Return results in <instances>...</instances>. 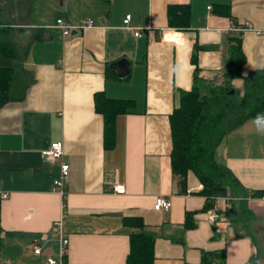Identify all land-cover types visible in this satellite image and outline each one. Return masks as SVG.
<instances>
[{"label":"crops","instance_id":"crops-1","mask_svg":"<svg viewBox=\"0 0 264 264\" xmlns=\"http://www.w3.org/2000/svg\"><path fill=\"white\" fill-rule=\"evenodd\" d=\"M48 4L49 14L36 10L37 20L24 23L21 0H0V66L14 71L0 107V194L8 195L0 203V264H46L56 245L37 255L35 240L59 220L69 238L65 264H126L138 228L125 218H138L154 236L153 264H203L205 253L215 262L223 255L225 264H264V196L255 195L264 190V118L245 120L217 147L228 197L213 200L193 194L203 185L192 172L189 193L181 192L169 119L195 76L243 93L244 78L264 71V0ZM83 19L94 26L78 28ZM237 41L243 77L227 81ZM123 59L129 66L121 77L112 64ZM97 94L133 101L116 117L109 147ZM59 141L61 159L44 157ZM62 164L70 166L65 198L54 185ZM116 184L125 192L115 193ZM159 197L171 201L169 210L154 209ZM213 202L215 223L208 220Z\"/></svg>","mask_w":264,"mask_h":264},{"label":"trees","instance_id":"trees-1","mask_svg":"<svg viewBox=\"0 0 264 264\" xmlns=\"http://www.w3.org/2000/svg\"><path fill=\"white\" fill-rule=\"evenodd\" d=\"M184 9L187 12V9ZM172 10L175 8L171 7L169 12ZM240 46L241 42L237 41L231 52L224 72L227 81L243 77ZM244 79V93L237 98L229 93L230 88L215 84L205 85L195 76L194 87L181 93L179 106L169 115L173 141L171 161L182 193H189L188 176L192 172L203 185L202 191L193 194H201L210 200L228 197V188L224 184L228 172L215 159L216 149L225 135L245 120L264 118V71ZM13 80L14 71L0 66V107L10 99L9 89ZM207 87L208 89H205ZM209 95L213 98L212 101ZM132 105L131 100L109 99L99 94L95 96L96 111L102 114L105 120L104 135L107 147L114 144L116 117L127 113ZM255 195L264 196V190L256 192ZM213 204L214 202L209 208H212ZM125 220L138 228L130 235V252L126 264H153L154 236L143 230V224L138 218ZM1 231L0 226V241ZM220 256V261L215 262L213 253H205L202 263L225 264V258Z\"/></svg>","mask_w":264,"mask_h":264},{"label":"built area","instance_id":"built-area-1","mask_svg":"<svg viewBox=\"0 0 264 264\" xmlns=\"http://www.w3.org/2000/svg\"><path fill=\"white\" fill-rule=\"evenodd\" d=\"M130 20L128 16L125 19V23L127 24ZM57 26L63 31L65 36L70 35L72 27L67 25L62 19L57 20ZM94 26V21L91 19H83L81 24L78 28L84 29L88 27ZM252 29V28H250ZM258 34L261 31L256 30ZM136 36H140L139 32L135 33ZM63 155V142H55L51 145V147L43 152V156L50 160H59ZM69 169L70 166L68 164L61 165V173L58 179L54 181L55 188L59 190L60 194L63 198L66 197V190H65V181L69 176ZM115 193H124L125 186L122 184H116L114 186ZM7 194H0L1 199L7 198ZM172 206L171 201L166 197H159L157 198L154 209L157 211L161 210H169ZM219 208L217 206L212 207L208 211V220L212 223H215L218 219ZM52 244L56 245V252L53 256L47 257L46 264H65V259L68 255V248H69V238L66 235L62 221H56L53 224L51 233L47 236H42L35 240L34 244V253L37 255H41L44 248L47 246H53Z\"/></svg>","mask_w":264,"mask_h":264},{"label":"rangeland","instance_id":"rangeland-1","mask_svg":"<svg viewBox=\"0 0 264 264\" xmlns=\"http://www.w3.org/2000/svg\"><path fill=\"white\" fill-rule=\"evenodd\" d=\"M21 1L23 3V5H21V6H23L22 9L26 10L28 13L27 16L25 14V18L23 20L24 23L34 22L35 20H37L39 13L35 12L36 10L39 12H43V13H46V10H47V12L49 14L50 9L48 8L49 7L48 0H34V1H36V7L33 10L31 9L32 4L30 5L32 0H21ZM224 86H226L227 88H230V91L234 90V94H232V95H234L237 98L241 97L242 94L244 93V92L242 93L237 86H235L231 83L229 85H224ZM244 87L245 86L243 85V88ZM205 89H208V87ZM207 93H208V91H207ZM209 97H210V100L212 101L213 98L211 97V95H209Z\"/></svg>","mask_w":264,"mask_h":264},{"label":"water","instance_id":"water-1","mask_svg":"<svg viewBox=\"0 0 264 264\" xmlns=\"http://www.w3.org/2000/svg\"><path fill=\"white\" fill-rule=\"evenodd\" d=\"M128 66H129V62L125 59L114 62L112 64V68L117 70L121 77L125 76V74L127 73ZM229 93L234 94V90H231Z\"/></svg>","mask_w":264,"mask_h":264}]
</instances>
